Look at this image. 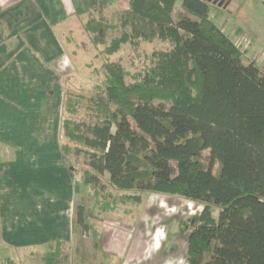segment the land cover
Here are the masks:
<instances>
[{
    "label": "trees",
    "instance_id": "obj_1",
    "mask_svg": "<svg viewBox=\"0 0 264 264\" xmlns=\"http://www.w3.org/2000/svg\"><path fill=\"white\" fill-rule=\"evenodd\" d=\"M175 2L128 0L114 20L104 18L100 0H88L82 28L107 58L87 99L92 122L73 117L83 96L64 92L61 151L83 158V167H74L75 182L94 189L101 213L117 202L108 185L124 192L118 201L135 205L143 192L201 203L186 236V264H264V65L243 61L240 47L209 17V0H181L176 11ZM114 30L118 35L110 37ZM154 40L169 46L140 50ZM124 44L134 59L143 52L148 62L141 69L130 72L109 58ZM52 120L41 117L43 132L52 131ZM74 213L72 241L91 228L83 204ZM92 235L102 252L101 235ZM65 244H47L45 263Z\"/></svg>",
    "mask_w": 264,
    "mask_h": 264
},
{
    "label": "crops",
    "instance_id": "obj_2",
    "mask_svg": "<svg viewBox=\"0 0 264 264\" xmlns=\"http://www.w3.org/2000/svg\"><path fill=\"white\" fill-rule=\"evenodd\" d=\"M122 1L100 0L103 14ZM88 10V0H0V233L13 248L73 239L77 184L53 112L73 69L65 36L81 29ZM43 115L53 117L49 133ZM139 220L104 226L100 264H186L184 247H161L165 230Z\"/></svg>",
    "mask_w": 264,
    "mask_h": 264
},
{
    "label": "rangeland",
    "instance_id": "obj_3",
    "mask_svg": "<svg viewBox=\"0 0 264 264\" xmlns=\"http://www.w3.org/2000/svg\"><path fill=\"white\" fill-rule=\"evenodd\" d=\"M209 1V17L221 29L224 28L223 31L240 47L243 52V61H254L258 65H264V0H227L224 5L216 3L218 0ZM124 2L125 0L106 8L103 14L104 18L115 20L118 17L119 11L124 9ZM180 2L181 0H176V8L180 7ZM230 32L236 33L232 34ZM118 33L117 30L110 31L109 36H116ZM65 37L73 69L71 68L72 71L66 76L63 88H61L62 92L57 96V101L54 105L55 111L53 115L56 119L55 124L59 126L62 99L64 98L65 91H71L74 94L83 96L81 105L78 109L76 108L73 117L85 123H90L94 120V112L89 108L87 99L96 93L93 84L99 79L97 80L95 70L100 69L102 63L107 58V54L99 51L102 48L101 46L96 48L90 43L82 27L73 33H67ZM168 46L166 42L154 40L153 42H142L140 50L144 53H149L154 48L165 49ZM143 52H140V56L134 59L131 48L127 44H124L118 53L111 55L109 58L113 60L119 59L128 71L134 72L141 69L145 62H148L145 61L146 57L143 55ZM209 150V148H206L202 151L201 160L205 166L208 164ZM67 159L68 163L74 167H83V158L74 160L67 156ZM212 169L214 172L217 171L216 162L213 163ZM104 181L107 182V175L104 176ZM93 192L94 189L92 187L86 188L83 186L79 187L78 185L75 187V194L73 195L74 205L83 204L86 210L89 211L88 221L91 228L83 231L78 239L71 240L62 246L60 248L62 249V251L60 250L61 255H59L60 253L56 255L55 261L51 260L50 264L104 263L101 252L92 246V232L96 230L101 235L104 226L112 225L116 220L134 228L139 224L136 221L140 218L139 221L150 224L149 230H154L155 227H158L156 232L159 235L165 230L166 234L164 235H166V238L164 239L163 237L162 240H159V243H162L161 247H172L174 249L184 247L186 249V236L196 225V215L202 208L201 203L190 201L178 195L153 192H143L142 202L139 205L120 202L117 198L124 192L117 191L108 185L107 192H110L112 196L116 195L115 200L117 202L112 211L101 213L100 209L97 208L98 202L96 203V197L94 198V194L92 195ZM159 201L166 203L164 207H158ZM186 204L188 205L186 206ZM138 210H140L139 213ZM217 212L218 208L213 207V216H216ZM136 215L137 217L135 218ZM1 235L3 237V234L0 233L1 260L11 259L15 264L47 263L41 257L47 251L45 246L13 248L2 239ZM143 241L146 242V236H144ZM54 249L55 247L52 246V250Z\"/></svg>",
    "mask_w": 264,
    "mask_h": 264
},
{
    "label": "water",
    "instance_id": "obj_4",
    "mask_svg": "<svg viewBox=\"0 0 264 264\" xmlns=\"http://www.w3.org/2000/svg\"><path fill=\"white\" fill-rule=\"evenodd\" d=\"M218 3L221 4L222 3V0H220Z\"/></svg>",
    "mask_w": 264,
    "mask_h": 264
}]
</instances>
